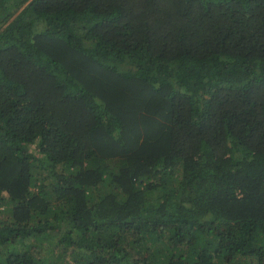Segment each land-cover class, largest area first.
Segmentation results:
<instances>
[{"label":"trees","instance_id":"trees-1","mask_svg":"<svg viewBox=\"0 0 264 264\" xmlns=\"http://www.w3.org/2000/svg\"><path fill=\"white\" fill-rule=\"evenodd\" d=\"M0 264H264V0H0Z\"/></svg>","mask_w":264,"mask_h":264},{"label":"rangeland","instance_id":"rangeland-1","mask_svg":"<svg viewBox=\"0 0 264 264\" xmlns=\"http://www.w3.org/2000/svg\"><path fill=\"white\" fill-rule=\"evenodd\" d=\"M35 152H36V149H35Z\"/></svg>","mask_w":264,"mask_h":264}]
</instances>
